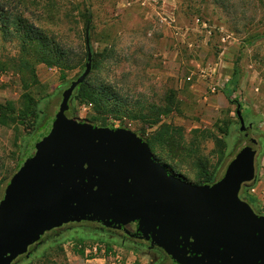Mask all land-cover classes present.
I'll use <instances>...</instances> for the list:
<instances>
[{"label":"rangeland","instance_id":"obj_1","mask_svg":"<svg viewBox=\"0 0 264 264\" xmlns=\"http://www.w3.org/2000/svg\"><path fill=\"white\" fill-rule=\"evenodd\" d=\"M234 3L229 15L213 0H0V103L23 117L0 124V181L50 132L63 90L85 66L90 15L89 96L71 100L72 116L141 133L170 169L202 183L219 168L222 177L248 143L240 108L258 140L249 192L264 207V10L258 0ZM111 241L107 254V244L86 240V254L105 256L95 264L156 260L121 234ZM75 245L44 241L20 264H84Z\"/></svg>","mask_w":264,"mask_h":264},{"label":"water","instance_id":"obj_2","mask_svg":"<svg viewBox=\"0 0 264 264\" xmlns=\"http://www.w3.org/2000/svg\"><path fill=\"white\" fill-rule=\"evenodd\" d=\"M90 27L91 20L83 73L63 90L50 132L0 199V264L30 256L46 232L82 221L159 247L173 264H264V213L240 195L257 177L256 138L221 178L195 183L177 176L136 131L68 115L76 87L93 68Z\"/></svg>","mask_w":264,"mask_h":264},{"label":"trees","instance_id":"obj_3","mask_svg":"<svg viewBox=\"0 0 264 264\" xmlns=\"http://www.w3.org/2000/svg\"><path fill=\"white\" fill-rule=\"evenodd\" d=\"M213 1L216 4H218L219 6H221L222 8H224L229 13V15H230V13L234 14V12H235L233 10L234 5H235L234 0H213ZM242 1L245 2V0H242ZM258 1L261 3V6H262L261 9L264 10V0H258ZM89 18H90V15H89ZM89 18H88V21L90 20ZM91 47H92V45H91ZM92 50H93V48H92ZM93 55H94V51H93ZM93 67H94V62H93ZM84 69H85V66L83 67L81 72L76 77H74L73 79H71L68 82V86L71 84V82L74 79H76L77 77H79V75H81L83 73ZM85 84H86V80L76 87V89L72 95L71 100L74 101V99H76L78 97H83L86 99V97L89 96L87 89L85 87ZM223 92L225 93L227 98L230 100V102H237V99H232V97H231L232 96V90L225 89V90H223ZM45 108H46V110L43 109V110L39 111V112L43 113L42 120H44L47 116H49V112H48L49 111V101L46 103ZM74 109L75 108L71 102L70 103V109L67 112L69 116L73 115ZM22 120H23V117H20V119H19V117H17L16 110L12 104L0 103V124L5 125L8 123L18 122V121H22ZM99 125H109V124L102 123ZM138 134L142 135L141 133H138ZM145 139L149 142V140L147 138H145ZM149 144H150V142H149ZM27 147H28V143L24 144L23 147L21 148V152L24 153L25 149ZM21 159H22V156H19L18 160H21ZM18 168H19V162L16 165L15 170H13L10 175L4 176L3 179L0 181V199L4 194L5 184L6 185L8 184L12 175L17 171ZM219 169H216L215 172L209 173V175H207L206 179L202 183H212V182H215L216 180H218L219 178H221V177H219ZM176 175L186 180V178L179 175L178 173H176ZM255 183H256V181L254 180V181L243 184L241 191H240V195L242 198L247 200L258 213H264V207L260 206L259 201H258V197L249 192V187H252ZM103 234L110 236L111 239L110 240L107 239L106 237L103 236ZM119 234H121L119 231L114 230V229H109V228H103L101 226V224H99V223L90 222V221H82V222L68 223V224L63 225L62 227L55 228L51 231H48L44 234V236L42 237V240H43V242L44 241L47 243L50 242L51 244L62 243L65 240L66 241H73L76 244L75 245V253L76 254H78L82 257L85 256L87 258H93L96 256L91 255L89 257L86 254V251L88 250L87 245L84 244L86 240L91 239L93 237L94 239L98 240L99 242L107 244L106 253L108 254V252H110V250H112V248H111L112 237H117ZM63 237L66 239L63 240L62 239ZM122 239H123V237H122ZM61 240H63V241L61 242ZM137 242L139 244H137L138 246H135L136 251H139L141 248H144V250L148 254L154 255V257L156 258V260L154 262L152 261L151 264H165L167 261V258L169 259L167 254L164 251H162L161 249H159L157 247L150 249L149 247L144 245V243H142L143 241L140 240ZM78 245H81V247H78ZM31 250H32V252H31L30 256L27 257L26 255H22L13 264H20V260H22V259H25V260L32 259V256H34L36 254V253H34L35 252L34 246H31Z\"/></svg>","mask_w":264,"mask_h":264},{"label":"flooded vegetation","instance_id":"obj_4","mask_svg":"<svg viewBox=\"0 0 264 264\" xmlns=\"http://www.w3.org/2000/svg\"><path fill=\"white\" fill-rule=\"evenodd\" d=\"M245 123H246V121H245ZM253 127V124L252 123H249L248 125H247V123H246V129L244 130V131H241L242 133H243V135H244V137H246L247 139H248V141L250 140V138L251 137H249V130L251 129ZM245 133H248V135L246 136L245 135ZM118 231V230H117ZM120 233H121V235H122V237H123V241L124 242H131V244L132 245H134V246H138L137 244H139L137 241H140V240H134V239H131V238H129L128 236H126L124 233H122L121 231H119ZM141 241H143V240H141ZM142 243H144V245H146L147 247H149L150 249L151 248H156V247H150V245L147 243V242H145V241H143ZM157 248H159V247H157ZM159 249H161V248H159ZM162 250V249H161ZM163 251V250H162Z\"/></svg>","mask_w":264,"mask_h":264},{"label":"crops","instance_id":"obj_5","mask_svg":"<svg viewBox=\"0 0 264 264\" xmlns=\"http://www.w3.org/2000/svg\"><path fill=\"white\" fill-rule=\"evenodd\" d=\"M105 260V256H96L93 258H86L85 262H83L84 264H95L98 263L100 261H104Z\"/></svg>","mask_w":264,"mask_h":264}]
</instances>
